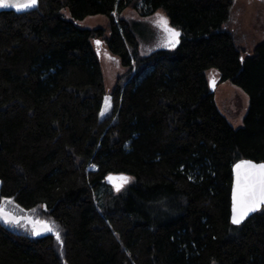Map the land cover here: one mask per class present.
Returning a JSON list of instances; mask_svg holds the SVG:
<instances>
[{"label": "trees", "instance_id": "16d2710c", "mask_svg": "<svg viewBox=\"0 0 264 264\" xmlns=\"http://www.w3.org/2000/svg\"><path fill=\"white\" fill-rule=\"evenodd\" d=\"M234 2L38 0L0 12V208L37 212L61 238L0 221V264H264V208L230 221L232 165L264 162V40L238 47ZM127 9L164 13L179 43L141 54ZM95 15L104 27L77 26ZM99 45L123 69L109 93ZM210 74L247 94L241 127L218 111ZM109 174L129 180L115 192Z\"/></svg>", "mask_w": 264, "mask_h": 264}, {"label": "rangeland", "instance_id": "374dc122", "mask_svg": "<svg viewBox=\"0 0 264 264\" xmlns=\"http://www.w3.org/2000/svg\"><path fill=\"white\" fill-rule=\"evenodd\" d=\"M62 13L67 19H71L68 10H63ZM161 16L167 19L162 12H157L152 17L141 18L136 12L129 9L123 11L119 15V17L124 20L137 25L135 34L139 41L140 53L143 55L153 52L159 48H173L168 46L170 39L169 33L165 31L163 26L159 23V18ZM76 23L80 28L94 29L104 27L107 23V19L102 15H95L88 16L78 22L76 21ZM168 26L172 28L169 21ZM227 28L233 33L236 43L242 52L244 54L251 53L254 46L264 40V0H235L231 9ZM98 53L103 72L104 89L107 93H109L114 89L117 77L123 69L119 64L118 59L108 52L106 47L104 48V46L99 45ZM209 81H213L215 83L213 94L218 111L227 119L228 123L233 128L241 127L242 120L249 105V98L247 94L239 87L228 81L219 82V80L212 74H210ZM125 184L126 183H124L123 186H125ZM114 191L117 192L115 189ZM9 212L12 213L11 211ZM22 214L32 217L34 215L38 218V222H41L42 220L37 212L34 213L24 211ZM44 223L53 228V233L57 232L53 223L49 221H45ZM15 226L19 230L22 229L25 231H32L30 224L24 220L15 224ZM44 233H47V231Z\"/></svg>", "mask_w": 264, "mask_h": 264}, {"label": "snow or ice", "instance_id": "6c2138e0", "mask_svg": "<svg viewBox=\"0 0 264 264\" xmlns=\"http://www.w3.org/2000/svg\"><path fill=\"white\" fill-rule=\"evenodd\" d=\"M37 0H28L27 3L21 5L19 3H12L10 0H0V8L15 7L19 10L21 7H35ZM159 23L163 26L165 31L169 33L170 39L168 46L174 47L179 43L178 37L180 33L168 26V20L165 17L159 18ZM99 43V42H97ZM107 105V101H106ZM104 113L102 112L101 115ZM236 172V184L233 190L232 196V217L231 222L234 225H240L250 213L259 211L264 207V164H255L251 161H241L235 165ZM111 179V177H109ZM121 183L115 185L116 190L119 191L124 183H127L129 178L121 176ZM0 217H3L6 222L19 223V219L16 217H10V214L6 212L4 208H0ZM48 232H52L51 226L45 225ZM33 234L39 235L40 232L33 229ZM56 239L59 241L60 234L55 232Z\"/></svg>", "mask_w": 264, "mask_h": 264}, {"label": "water", "instance_id": "95a60500", "mask_svg": "<svg viewBox=\"0 0 264 264\" xmlns=\"http://www.w3.org/2000/svg\"><path fill=\"white\" fill-rule=\"evenodd\" d=\"M10 2L12 3H19L21 5L25 4L28 2V0H10ZM37 5H38V0H37ZM37 5L35 7H27V8H24V7H21L19 10H17V8L15 7H8V8H0V12H13L15 14H22V13H25V12H29L31 10H34ZM209 88H210V92L213 93L214 92V89H215V83L213 81H209ZM109 99L110 97L109 96H106L104 101H103V105H102V111H105L109 108ZM106 101H107V105H106ZM241 161H251V160H246V159H241L239 161H237L236 163H234L231 167V173H232V183H231V189H230V221H231V217H232V196H233V190H234V187H235V184H236V172H235V165L240 163ZM255 164H264V162H255V161H251ZM121 176H125L123 174H109L107 175L105 178H104V182L113 187L115 190H116V187L115 185L117 184H120L121 181H120V177ZM109 177H111V179H109ZM126 177V176H125ZM124 185V184H123ZM122 185V186H123ZM1 188H2V183H1V180H0V192H1ZM122 188V187H121ZM120 188V189H121ZM264 208V207H262ZM262 208L260 210H262ZM259 210V211H260ZM257 211V212H259ZM7 213L10 214V217H16L19 219V222L24 220L26 221L27 223H31L33 225V229L35 228L36 230H38L40 232L39 235L37 236H40L42 234H44V232H46V228H45V223H39L37 221H33L31 220L30 218H27V217H23L21 215L17 216V215H14L12 213H10L9 211L6 210ZM257 212H253V213H250L249 216L247 218H249L251 215L257 213ZM246 218V219H247ZM245 219V220H246ZM243 220L242 223L245 221ZM0 221L4 222V223H11V224H18L16 222H6L5 219L3 217H0ZM232 223V222H231ZM233 224V223H232ZM234 225V224H233ZM48 232V231H47ZM35 235V234H34Z\"/></svg>", "mask_w": 264, "mask_h": 264}, {"label": "flooded vegetation", "instance_id": "af4514ba", "mask_svg": "<svg viewBox=\"0 0 264 264\" xmlns=\"http://www.w3.org/2000/svg\"><path fill=\"white\" fill-rule=\"evenodd\" d=\"M23 217H27V218H30V217H28V215H24V214H21ZM31 219V218H30ZM31 220H33V219H31ZM28 224H30V226L32 227V231H33V225L31 224V223H28ZM14 226H15V224H13ZM28 229V228H27ZM31 231V232H32ZM33 233V232H32Z\"/></svg>", "mask_w": 264, "mask_h": 264}, {"label": "crops", "instance_id": "0c3cea01", "mask_svg": "<svg viewBox=\"0 0 264 264\" xmlns=\"http://www.w3.org/2000/svg\"><path fill=\"white\" fill-rule=\"evenodd\" d=\"M120 64V63H119Z\"/></svg>", "mask_w": 264, "mask_h": 264}]
</instances>
